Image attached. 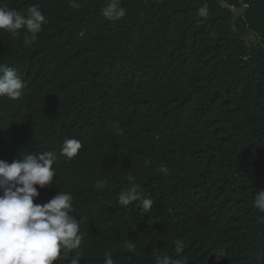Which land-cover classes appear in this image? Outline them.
I'll return each instance as SVG.
<instances>
[{
  "label": "trees",
  "instance_id": "trees-1",
  "mask_svg": "<svg viewBox=\"0 0 264 264\" xmlns=\"http://www.w3.org/2000/svg\"><path fill=\"white\" fill-rule=\"evenodd\" d=\"M77 2L0 0L47 21L31 47L26 29L0 30V64L26 84L0 96V159L53 154L34 203L70 193L82 237L54 264H264V0H120L119 20L102 15L108 0ZM67 138L83 144L71 160ZM129 173L150 213L118 203Z\"/></svg>",
  "mask_w": 264,
  "mask_h": 264
},
{
  "label": "clouds",
  "instance_id": "clouds-1",
  "mask_svg": "<svg viewBox=\"0 0 264 264\" xmlns=\"http://www.w3.org/2000/svg\"><path fill=\"white\" fill-rule=\"evenodd\" d=\"M70 6L78 8L77 0H69ZM102 15L109 20H119L125 16L126 10L120 7V0H108ZM200 17H207L208 7L205 4L197 12ZM38 5H32L26 14L15 9L0 6V30L7 31L13 37L26 29L30 35L24 37L25 47H31L37 34L46 23ZM26 87L17 70L0 64V96L18 100ZM116 134L122 129H115ZM82 142L76 138L63 141L61 155L69 160L78 155ZM51 152L27 154L22 159L11 163L0 159V264H54L61 256V250L67 255L77 249L81 243L79 224L71 215L73 211L72 196L67 192H57L51 199L43 203H34L39 197V188L53 184L55 168ZM161 172L167 173V167L161 165ZM128 180L132 186L121 191L118 203L127 206L133 202L150 213L153 200L139 191L135 177L129 173ZM106 180L96 182L97 189L104 188ZM254 206L264 211V190L257 192ZM175 253L179 256L184 250V242L176 240ZM129 252H135V245L126 242ZM217 260L224 256L223 250L215 254ZM72 264H78L74 259ZM104 264H115L111 253L105 254ZM155 264H185L182 259H173L168 255H157Z\"/></svg>",
  "mask_w": 264,
  "mask_h": 264
},
{
  "label": "rangeland",
  "instance_id": "rangeland-1",
  "mask_svg": "<svg viewBox=\"0 0 264 264\" xmlns=\"http://www.w3.org/2000/svg\"><path fill=\"white\" fill-rule=\"evenodd\" d=\"M249 40H253V39L250 37Z\"/></svg>",
  "mask_w": 264,
  "mask_h": 264
}]
</instances>
